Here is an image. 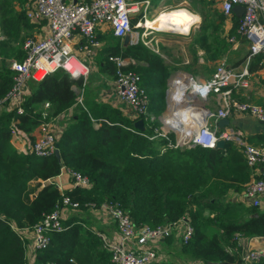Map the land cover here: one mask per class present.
Returning a JSON list of instances; mask_svg holds the SVG:
<instances>
[{
  "label": "trees",
  "instance_id": "obj_1",
  "mask_svg": "<svg viewBox=\"0 0 264 264\" xmlns=\"http://www.w3.org/2000/svg\"><path fill=\"white\" fill-rule=\"evenodd\" d=\"M235 19L228 35L238 36L239 19ZM0 28L2 35L22 45L31 36L26 8L15 12L11 3H1ZM107 36L112 38L111 46L96 55L103 58L104 70L116 77L117 68L110 57L132 58L138 64L125 65L124 69L154 81L157 87L166 85L172 69L165 58L142 44L123 50L120 38L112 33ZM218 48L224 56L229 45ZM24 56L22 49L15 58L21 61ZM15 73L10 67L0 66V99L10 90ZM34 84L22 103V113L16 108L0 113V213L17 229H32L66 195L80 203L79 211L87 212L89 203L119 204L137 228L187 220L195 232L187 243L181 241V252L204 264H240V257L229 253L227 248L240 252L246 239L264 236V211L255 206L243 207L227 197L231 188L242 189L234 182H244L237 176L240 166L233 167L232 163L240 161L241 154L230 142L220 149L175 147L173 133L168 135L169 140L160 136L151 140L144 135L153 134L147 123L144 131H140L135 127L136 118L124 116L119 107L98 103L88 111L79 106L58 140L61 160L56 155L40 158L34 152L25 155L9 150L13 125L31 134L42 121L61 115L77 104L83 78H73L59 70ZM45 103H50L51 112L42 108ZM150 109L156 112L158 107L153 103ZM154 126H159L158 121ZM63 167L88 176L91 189L74 187L60 191L54 178ZM39 180L45 181L44 185ZM33 181L38 183L33 185ZM32 186L36 188L34 197ZM7 222L0 221V264H74L71 263L74 254L78 264H95L86 258L98 256H102L96 261L98 264H113L100 238L85 225L88 221L78 215L63 221L65 229L52 234V242L46 249L35 251L33 262L27 254L29 238L14 231ZM212 228L215 231L209 230ZM151 264L175 263L160 260ZM258 264H264V260Z\"/></svg>",
  "mask_w": 264,
  "mask_h": 264
},
{
  "label": "built area",
  "instance_id": "obj_2",
  "mask_svg": "<svg viewBox=\"0 0 264 264\" xmlns=\"http://www.w3.org/2000/svg\"><path fill=\"white\" fill-rule=\"evenodd\" d=\"M220 2L222 12L226 17L233 14L234 7H244L238 33L247 41L252 56L264 55V0H220ZM152 5L151 0H36L32 4L27 3L25 7L27 18L39 22L45 21L47 34L41 38L30 36L24 41L25 56L21 61L14 60L11 63V70L16 73L10 90L5 97L0 99V107L12 103V107L16 108L18 113H22L24 94L29 82L31 80L40 82L59 70L66 71L73 78L88 79L90 68L75 54L76 45L81 44L80 53L87 59H92L97 50L103 47L99 34L111 31L115 37L125 38L135 28L144 27L142 24L146 22L148 15H151ZM132 15H139L141 21L139 19V22L134 24ZM144 29L145 37L153 35L157 30L147 27ZM78 38H80L79 41ZM230 41H235V39L231 38ZM110 61L117 68L114 86L118 99L131 109L134 118L142 119L144 122L146 120L149 123L147 125L152 127L155 116L150 115V99L141 87V75L133 70L124 69L126 61L121 56H112ZM231 76L225 64L221 63L213 78L208 81H197L192 77H184L188 80V90L192 95L184 103L190 106V114L193 117L194 110H196L195 103L200 102L205 105L213 95L223 94L224 96L222 107L216 113L207 111L204 115L206 122L199 125L194 133L181 134L179 130L169 126L166 119L167 122L163 126L154 128L152 135H144L151 140L159 136L169 140L168 135L174 133L179 136L174 144L175 147L216 148L218 140H228L231 136L227 131L212 128L210 119H227L231 112L235 111L250 114L264 122V105L237 101L231 97V91H224ZM79 101L82 99L79 98ZM40 130L41 134L32 144L31 151L40 158L55 155L56 150L59 149L55 126L50 121H42ZM19 134V129L13 125L11 135L17 138ZM163 150H165L164 147ZM243 154L248 167L264 165V145L247 144L243 148ZM63 170L69 173L74 187L91 189L92 182L88 176L66 167H63ZM56 185L60 191H63L59 183ZM245 195L250 199L252 206L260 207L264 195V178L249 182L245 188ZM89 206L106 213L117 224V239L115 240L109 239L104 233L94 231L100 238L104 249L109 253L113 264H151L163 260L155 249V244L175 231H178L181 241L187 243L195 232L193 224L184 219L155 228L150 226L137 228L129 213L119 204L105 202L101 205L90 203ZM79 209L80 203L65 195L55 209L45 215L42 221L35 224L32 229H17L14 224L7 222L1 213L0 221L10 224L14 231L23 233L24 238L31 235L34 249H46L52 242V234L65 229L64 215ZM239 241H243V238L239 237ZM227 251L231 254L236 253L240 257V264H258L264 260L263 247L240 252L230 247ZM195 262L204 264L201 261Z\"/></svg>",
  "mask_w": 264,
  "mask_h": 264
},
{
  "label": "crops",
  "instance_id": "obj_3",
  "mask_svg": "<svg viewBox=\"0 0 264 264\" xmlns=\"http://www.w3.org/2000/svg\"><path fill=\"white\" fill-rule=\"evenodd\" d=\"M36 0H21L20 9H24L26 7L27 3H34ZM164 1V0H163ZM213 1L215 8H219L222 11L221 8V2L220 0H209ZM24 2V3H23ZM152 2V0H151ZM186 0L180 1L181 5H184ZM178 3L174 7L180 6ZM158 5V4H157ZM154 6L153 11L151 12V15H148L147 19L153 20L156 16L154 15V11H156V6ZM188 8L192 14H193V20H197V15L194 14L191 6L187 4L185 6ZM19 9V11H20ZM223 14V12H222ZM140 15V13H139ZM139 15H133L134 24L139 22ZM224 15V14H223ZM225 16V15H224ZM149 17H154L149 18ZM226 17V16H225ZM228 20L225 21L226 30H224L223 36L227 35L229 38V41L231 38L235 39V41H230L231 44L229 48L226 50V53L224 54L223 59H221V63L225 64L226 70L229 71V73L232 74L229 84L226 88H224V91H231V97L237 101L240 102H253L255 104L264 105V55L259 54L252 56L249 52L248 43L245 39H243L240 34L238 33V36H231L228 35L229 30H231L235 26V18L241 19V15H237L234 13L229 17H226ZM29 20V19H28ZM141 21V19H140ZM31 23L30 32H33L36 37H44L47 34V23L45 21L39 22L34 20H29ZM143 22V21H142ZM144 23V22H143ZM195 24V23H193ZM191 25L190 29L187 32H184L182 34H185L186 36L190 35V30L193 26ZM239 25V24H238ZM139 30H142V32H139ZM144 27L141 28H135L132 33L128 35V38L121 39V47L123 50L129 49L133 47L134 45L142 44L145 45L146 48L150 49L151 51L158 53L161 57L164 58V56L168 59V46L164 44V37L157 38V35L161 32L166 31H160L156 30L153 35H150L148 37H145L143 35ZM228 31V32H227ZM112 33L111 31L105 33V34H99V38L101 39V42L103 44V47L97 50L96 55L99 52H104L108 46H111L112 38L109 39V36L107 34ZM180 33V32H178ZM1 28H0V39L1 37ZM107 36V37H106ZM192 34L190 35V43H193L192 40ZM105 37V38H104ZM105 39V40H104ZM80 38H78V41ZM110 41V42H109ZM82 42V41H81ZM80 46L81 44L76 45V51L75 53L77 56H79L83 61L89 66L90 68V75L88 79H83V86L82 88L78 89V98H77V104L70 107L68 110L61 113V115L55 116L54 119L56 122H60L57 130L58 139L61 138L63 135L65 128L67 125L72 122L73 117L77 114V110L79 106H81L85 111H88V108L93 109L94 106L98 103L100 104H107L111 105L113 107H119L124 116L131 117L134 119V115L132 114L131 109L122 101H120L116 95L115 86H114V80L115 76L107 72L103 69L104 63L102 61V57L100 55L94 56L92 59H87L84 57L82 53H80ZM193 52V45L191 44V56ZM203 55H204V48H201V51L197 53V56L200 57V62L203 63ZM165 58V59H166ZM124 59V58H123ZM167 64L169 62L167 61ZM126 61V65H137L138 62L135 61L132 58H126L124 59ZM187 65L189 64V61H186ZM219 63V64H221ZM219 64L216 65L213 72L209 75H207V71L200 72L198 69H192L191 71L186 68L183 69V77H192L193 79L197 81H208L213 78L214 73L216 72L217 67ZM176 70H180L179 68H174ZM93 72V74H92ZM174 72H171L170 77L167 79V83L165 86L160 87L156 86L154 81H149L148 79H143L141 82V87L145 91L146 95L150 99V107L151 104L155 103L156 107H158V110L154 112L150 109V115L155 116V121L152 122L153 133L154 128L157 126H154V123L158 121L159 127L163 126V124L168 120L169 126H172L180 131L181 134L183 133V129L190 125L191 118L193 119V116L190 114L189 108L184 107L185 106V100L188 98V96L192 97L191 92L188 90L189 83L186 78L179 77L176 79L172 78ZM92 74V75H91ZM33 80H31L28 84V87L24 94V99H26L27 95L31 93V87L30 83ZM175 84V88L174 85ZM174 88V95L175 99H172L173 89ZM188 93V94H186ZM79 98L82 99V101H79ZM224 96L222 95H213L208 99V101L205 103V105H202V108H205L204 113L206 114L207 111H210L212 113H216L223 105ZM44 109H46V113L51 112L50 103H45L42 105ZM196 106V103H195ZM10 110L13 109L12 103H7L6 105L0 107V113L4 110ZM176 109V110H174ZM206 111V112H205ZM198 112L202 117V121H200L199 125H202L206 122L204 120L203 112ZM195 112V115H196ZM194 115V116H195ZM230 121V125L221 127L219 126L218 122L219 120H216L215 118L210 119V126L214 129H217L218 131H227L231 138L228 140H225L226 143L230 142L231 145H233L234 149H236L237 153L241 154V164L240 161L232 162L233 167H236L237 165L240 166V171L238 172L239 179L241 181H244L241 184H236L238 182H234L233 185L238 186L241 185L242 189L241 191H236L235 188H231L229 192L227 193V197L236 203L241 204L243 207H252L250 199H248L245 195V188L246 185L251 182L254 179L258 178H264V165H258L254 168H250L246 165L245 157L243 154V148L247 144H253V145H264V122L259 121L257 118L250 114L245 113H238L235 111L231 112V115L227 118ZM54 120V121H55ZM147 123L145 120L144 124ZM149 124V123H147ZM99 125H96L98 127ZM19 136L13 137L11 135V139L8 142V149L11 151H16L19 154H29L31 151V143H34V141L40 136L41 130L40 125L37 126L31 134L26 133L25 131H22L19 129ZM174 134V133H173ZM176 139L179 138L177 134H174ZM30 144V145H29ZM235 155V153H234ZM238 157L237 155H235ZM244 159V160H243ZM70 175L66 170H63L61 172V175L54 178L56 183H59L63 190L66 189H72L73 181L72 178H69ZM42 185H44L45 181L39 180ZM38 182H32L33 185L37 184ZM32 196H36L33 193ZM262 203L260 206L261 211H264V195L261 199ZM91 209V208H90ZM93 212L89 214V212L85 211H72L71 213L64 215V220L70 219L72 216L78 215L80 217H83L86 221H88L87 224H85L91 231H97L104 233L109 239L115 240L117 239V224L114 220H112L111 217H109L106 213L100 211L91 209ZM63 220V221H64ZM28 248H27V254L31 262L34 261L35 257V251L33 247V240L32 236H28ZM162 241V240H161ZM156 246V244H155ZM264 248V236H258V237H252L249 239H246L243 244V249H256V248ZM100 257L98 256L96 259L93 257L92 259L86 258V261H91L92 263L98 264L96 262ZM74 259H71V263L78 264L77 258L74 254ZM84 258V256H83ZM85 259V258H84ZM163 260L165 258L163 257Z\"/></svg>",
  "mask_w": 264,
  "mask_h": 264
},
{
  "label": "rangeland",
  "instance_id": "obj_4",
  "mask_svg": "<svg viewBox=\"0 0 264 264\" xmlns=\"http://www.w3.org/2000/svg\"><path fill=\"white\" fill-rule=\"evenodd\" d=\"M1 3H11L12 8L15 12H17L20 9V0H0ZM182 0H152V6L150 8V12L153 11L154 6L157 5L156 13L159 12L160 8L164 5H172L173 7L180 3ZM187 3L184 5L191 6L194 14L197 15V20L195 21V24H193L190 35L192 34V40L193 43H190V35L186 36L185 34L174 32V31H166L161 32L157 35V38L164 37L165 41L164 44L168 46V54L170 58H164L167 59V61L170 64L171 72H174L172 75L173 79L183 77V69L188 67V69L191 71L192 69H198L200 72L207 71V75L211 74L216 67L217 64L221 63V59L223 57L220 54V48L221 45H229L231 42L229 41V38L227 35L223 36L224 30H226L225 21L228 20L223 14L222 11L219 8H215L213 1L208 5L209 0H205L207 4H204L200 0H186ZM0 3V4H1ZM152 18V17H149ZM135 20L132 22L134 23ZM139 32H142V30H139ZM23 35L29 34V32H23ZM33 33L31 32V35ZM34 35V34H33ZM207 36L206 40L204 41L205 37ZM2 38L0 39V66L1 67H10L11 69V63L14 60H17L15 58L16 53L19 51H22L24 46V41L22 45H17L13 39L10 40L6 36L2 35ZM26 40V38L24 39ZM218 42L217 45L213 44L215 42ZM228 41V44L225 43ZM191 44L193 45V52L191 56ZM208 45L211 47L209 48ZM204 48V55H203V63L200 62V57L197 56V53L201 51V48ZM24 51V50H23ZM76 54V53H75ZM213 55H217L213 59ZM186 61H189V64L187 65ZM221 61V62H220ZM174 68H179L180 70H176ZM93 74V72H92ZM91 74V75H92ZM184 78V77H183ZM35 82L32 81L30 83V86H34ZM188 94V93H186ZM191 97L188 96V99ZM202 103L197 102L196 106L201 105ZM195 106V107H196ZM184 107L189 108V111L191 110L189 105H185ZM194 107V108H195ZM54 118L50 119V122L55 126V128H58L60 122L54 121ZM192 122V118L190 121V124ZM189 126V125H188ZM33 143H31L32 145ZM30 145V144H29ZM35 187L32 186L30 189L33 193L35 191ZM35 194V193H34ZM90 205V203H89ZM88 205V212L91 214L93 212L92 207ZM91 208V209H90ZM211 232L215 231L214 228L209 229ZM181 238L178 234V231H175L170 236L165 237L162 241L158 242L155 246V249L159 253L160 256L164 257L166 260V263H175V264H196L194 260L189 259L188 257L184 256L181 252Z\"/></svg>",
  "mask_w": 264,
  "mask_h": 264
},
{
  "label": "bare ground",
  "instance_id": "obj_5",
  "mask_svg": "<svg viewBox=\"0 0 264 264\" xmlns=\"http://www.w3.org/2000/svg\"><path fill=\"white\" fill-rule=\"evenodd\" d=\"M154 12L156 13V11ZM193 23H195V21L193 20L192 12L188 8H186L185 5L180 4V6L178 7H173L172 5L162 6L153 20L147 19L146 22H144L142 25L144 27L150 29L154 28L160 31H174L184 33L190 29ZM173 85L175 88V84ZM174 88H172V99H175ZM195 109V112L201 111L203 112V115L205 114L201 105L196 106ZM202 117L203 116L196 112V115L193 117L191 124L183 129V133L186 135L194 133L198 129L199 123L200 121H202Z\"/></svg>",
  "mask_w": 264,
  "mask_h": 264
},
{
  "label": "water",
  "instance_id": "obj_6",
  "mask_svg": "<svg viewBox=\"0 0 264 264\" xmlns=\"http://www.w3.org/2000/svg\"><path fill=\"white\" fill-rule=\"evenodd\" d=\"M234 13H236L237 15H242L244 13V7L243 6H236L234 7L233 9ZM133 16V15H132ZM128 38V35L125 37V39ZM219 126L221 127H225V126H228L230 125V121L229 119H221L219 120L218 122ZM135 127L140 130V131H144L145 129V125H144V121L142 119H139L135 122ZM226 145V141L223 140V139H220L217 141V144H216V148L217 149H220V148H224ZM55 155L56 157L61 160V157H60V151L59 149L56 150L55 152ZM254 216H257V214H255ZM212 264H217V263H212Z\"/></svg>",
  "mask_w": 264,
  "mask_h": 264
}]
</instances>
